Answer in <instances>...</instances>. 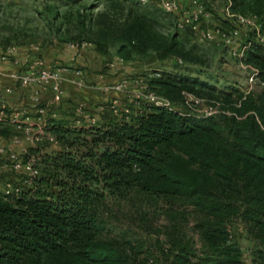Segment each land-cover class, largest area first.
<instances>
[{"label":"trees","instance_id":"trees-1","mask_svg":"<svg viewBox=\"0 0 264 264\" xmlns=\"http://www.w3.org/2000/svg\"><path fill=\"white\" fill-rule=\"evenodd\" d=\"M122 1L131 8L122 33H102L100 40L81 38L67 43H90L93 50L106 43L113 46L115 57L125 61L148 50L159 58L181 55L174 50V34L168 40L152 36L160 19L169 22L158 7L141 6L139 2H144L140 0ZM231 1L232 8L242 3ZM257 22L263 27L264 17L259 16ZM201 23L200 29H206ZM240 35L241 45L247 44L241 58L264 75V47L253 36L245 39ZM151 75L145 82L169 105L140 102L125 115L120 110L113 113L106 104H98L105 106L102 111L96 109L98 105L84 104L85 112L96 118L91 125L78 120L75 104L69 108V116L47 114L43 129L56 149L38 156L33 186L20 184L23 172L0 171L19 176L10 182L19 187L16 194H4L3 184L8 181L0 184V264L25 260L35 264L47 258L67 264H139L130 245L126 247L125 236L120 242L98 238L106 224L95 210L106 195L132 188L171 194L201 214L194 224L202 240L201 255L193 264H247L233 241L230 217L240 221L236 224L239 233L245 230L256 241L252 254L264 258V88L249 92L238 107H231V114L205 115L176 106L166 96L180 86L198 92L209 86L206 82L186 73L160 78L154 70ZM230 90L237 92L233 86ZM8 127L10 122L0 123V130H10ZM171 146L185 157V167L195 165L197 170L174 165ZM151 176L167 188H152L145 179ZM213 180L220 186L215 191L211 190ZM190 254L183 250L177 256L179 264L189 261L186 255Z\"/></svg>","mask_w":264,"mask_h":264},{"label":"rangeland","instance_id":"rangeland-1","mask_svg":"<svg viewBox=\"0 0 264 264\" xmlns=\"http://www.w3.org/2000/svg\"><path fill=\"white\" fill-rule=\"evenodd\" d=\"M201 1L211 9L210 19L202 21L201 28L215 26L224 29L241 28L236 17L238 15L264 17V0H235L242 3L232 8L234 2L231 1L228 9L226 3L221 0ZM177 2L180 8H191L190 0ZM139 4L154 5L168 17L169 22L160 19V23L153 27L152 36L168 40L169 36L174 34V50L183 58L181 55H166L159 58L156 52L150 50L139 56L133 55L126 61L121 60L130 79L143 78L144 81H148L152 77L151 72L158 70L160 78L186 73L206 82L209 86L198 92L196 89L180 86L177 91L168 92L166 96L172 104L187 107L199 114L203 112L231 114L233 111L231 107H238L249 92L264 88V75L260 74L258 67L248 61L244 62L243 58L238 61L228 53L227 48L219 43H209L200 39L196 32L187 28L177 29L175 27L177 16L163 12L158 0H148ZM130 9L128 3L122 0H79L75 3H67V0H0V51L7 46L24 45L29 47L27 56L33 57L35 55L33 46H38L40 50L48 49L50 52L55 49L60 51L64 50L70 40L81 38L100 40L102 33H122ZM38 55L40 56V53ZM90 55L100 63L101 70L105 60L115 57L113 46L106 43L96 45ZM69 63V60L65 59L47 62L48 65H70ZM240 63L256 70V76L251 78V69H243ZM76 65L84 72L83 66ZM232 86L237 92L230 90ZM154 87L159 91V87ZM133 88V85L129 86V90ZM124 96L117 98L120 107H127L133 112L135 107L133 101L127 93H124ZM179 101L182 102L181 105ZM107 103L108 101L101 102L104 105ZM64 115L69 116L65 113ZM23 116L20 119H24ZM32 118H35L34 114ZM14 134L12 126L10 130H0V144L18 153L25 148L26 156L20 155L24 159L30 156L37 161L40 153L56 149V145L47 139L35 144L22 141L19 145L13 146L10 137ZM169 148L175 159L174 165L181 163L188 171L197 170L195 165L185 167L183 162L185 157L174 146ZM37 167L40 171L38 163ZM18 177L14 173H0V184L4 181H16ZM142 177L144 178V175ZM145 179L152 188L158 189L161 186L167 188L152 176ZM212 183L211 190L220 188L215 180ZM95 210L106 224L105 231L98 235V238L120 242L122 236H125L128 241L125 245L126 247L130 245L131 255L139 264H179L177 256L183 253V250L191 252L190 255H186L189 261L184 264H193L195 257L201 255L202 240L194 227L201 214L181 198L164 192L148 194L139 188H132L120 194L106 195L97 203ZM228 221L234 228L233 241L240 247V257H247V264H264V258L252 254L256 241H251L245 230L242 233L238 232L236 224L240 221L235 217H230ZM240 225L247 228L242 222ZM22 264L33 263L25 260ZM35 264L67 263L47 258Z\"/></svg>","mask_w":264,"mask_h":264},{"label":"built area","instance_id":"built-area-1","mask_svg":"<svg viewBox=\"0 0 264 264\" xmlns=\"http://www.w3.org/2000/svg\"><path fill=\"white\" fill-rule=\"evenodd\" d=\"M147 2L148 0H140ZM161 9L167 14H175L177 20L175 27L183 29L186 27L191 28L199 34L200 39L209 43H219L227 48L228 53L236 58L238 61L241 59L244 49L247 44L241 45V35L243 38L248 39L253 36V39L264 47V27L257 22L255 16H241L238 15L237 20L241 28L224 29L219 26L212 28L200 29V23L207 21L211 17L209 8H206L201 0H190V9L180 8L177 0H158ZM226 3L227 9L231 6V0H221ZM211 6V5H209ZM68 47L75 51L73 62L70 65L53 64L48 65L38 55L39 47L34 46L33 57L25 56L22 59L14 57V46H7L0 51V61H10L15 66L19 67L18 71L7 74L8 79L15 85L27 89L31 93V102L33 103V111L35 118L28 119L24 115L23 110L8 107L4 95L0 94V123L10 122L15 134L10 137L11 145H19L22 141L28 144H35L37 142L47 139L53 142V138L44 131V117L49 114L55 117V113H48L49 107H53L60 102L63 90L62 84L67 82L74 86L77 90L95 89L103 93L107 92H123L127 93L134 104L140 102L151 103L154 105H169V102L164 97L158 95L154 90L150 89L143 78L132 80L124 71V65L117 57L105 60L103 63L104 72L100 74L103 76L105 72H113L119 76L116 83L111 85L97 86L92 83H86L83 79L82 70L75 64V59L80 56L81 51L93 50L90 43H67ZM243 69H251V78L256 76V70L252 69L249 65L242 64ZM153 76V75H152ZM157 76V75H154ZM133 85V90H129V86ZM49 88L52 92L51 101L48 105H42L37 101L35 96L37 89ZM187 101V100H185ZM113 113H118L119 110L125 114H129L127 107H120L118 99L112 98L106 104ZM104 105H98L96 109L102 111ZM73 112L78 117L89 125L96 122V118L88 115L85 112V105L78 102L73 107ZM212 112H203L201 114L209 115ZM23 116L24 119H20ZM76 123H79L78 121ZM27 150L22 148L20 153L13 151L11 148H6L0 144V171H13L23 172L24 177L21 179L20 184L32 187L34 179L37 176L36 159L34 157L22 158L20 155H26ZM5 195L16 194L19 190L18 186L12 185L10 182H5L2 188ZM244 263H248L247 257H242Z\"/></svg>","mask_w":264,"mask_h":264},{"label":"crops","instance_id":"crops-1","mask_svg":"<svg viewBox=\"0 0 264 264\" xmlns=\"http://www.w3.org/2000/svg\"><path fill=\"white\" fill-rule=\"evenodd\" d=\"M34 47V46H33ZM29 47L24 45L14 46V57L22 59L27 56ZM65 52V53H64ZM92 50L81 51L80 56L75 59V64H79L84 67L82 79L86 83H92L97 86L111 85L118 81L119 76L113 72H105L103 76H100L104 72L100 68V63L96 58L90 57ZM40 57L47 63L52 60H69V64L73 61L75 51L65 45L64 50L49 51L48 49L40 50ZM103 66V64L101 65ZM19 67L15 66L10 61H0V94L4 95L5 101L10 108H16L23 110L24 114L28 116V119L32 118L34 114L33 103L31 102V93L25 89L15 86L9 79L7 74L18 71ZM63 94L59 103L53 107H49V112L55 113L57 117H63L64 113H69V108L72 104H76L82 101L86 106H95L101 104V102L109 101L112 98L125 97L123 92H107L103 93L95 89H83L77 90L71 84L64 82L62 84ZM37 101H40L42 105H48L51 101L52 92L49 88L37 89L35 94ZM129 97V95H128ZM135 106V105H134ZM136 107V106H135ZM11 128V127H8Z\"/></svg>","mask_w":264,"mask_h":264}]
</instances>
